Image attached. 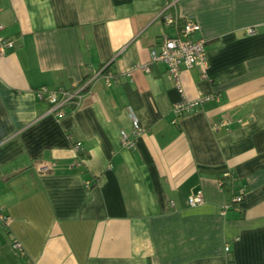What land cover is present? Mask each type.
I'll return each mask as SVG.
<instances>
[{"label":"crops","instance_id":"0c3cea01","mask_svg":"<svg viewBox=\"0 0 264 264\" xmlns=\"http://www.w3.org/2000/svg\"><path fill=\"white\" fill-rule=\"evenodd\" d=\"M171 2L200 25L206 77L141 68L177 31ZM0 22V264H264V0H0ZM101 68L62 116L37 97Z\"/></svg>","mask_w":264,"mask_h":264},{"label":"built area","instance_id":"2783aa9c","mask_svg":"<svg viewBox=\"0 0 264 264\" xmlns=\"http://www.w3.org/2000/svg\"><path fill=\"white\" fill-rule=\"evenodd\" d=\"M173 2L167 4L158 14L162 23L165 26L176 27L175 34H170L165 30H162L159 37L158 48L153 49L149 63L141 65L143 70H150V63L161 62L166 66V70L170 76L175 78L178 82V76L182 67H190L198 65L202 68V76L206 77V40L203 37H195L194 34L200 30L199 23L192 17H181L177 12L170 10ZM3 24L0 22V30L3 28ZM249 33H254V27H249ZM15 46V42L12 38L0 35V56H4L9 50ZM102 68L95 70L88 78L83 80L79 85L72 88H57L52 89L46 85L39 87L36 90L37 97L39 99H46L50 103V110L55 111L57 116H62L66 113L65 106L76 107L80 104L83 95L88 92L94 83V81L101 75ZM111 75H106L109 80ZM212 97L207 95L195 100H184L176 103L174 106L175 113L179 116L183 113L192 111L196 106L204 100ZM131 117L133 119V136H130L125 130H121V142L129 148H133L136 145V136L141 133L142 128L139 124L138 118L131 111ZM77 151H79L78 144L75 145ZM39 171H48L51 168L50 164L42 163L38 165ZM226 175H234L226 171ZM221 182L222 179H220ZM245 189L240 188L233 195V202L240 203L243 200ZM205 196L201 189H197L192 192L187 199V203L190 206H196L204 203ZM173 204V201H172ZM229 205L223 206V212ZM0 221L4 224H8L10 217L4 213H0ZM13 246L18 249H23L19 241H15ZM229 249V245L226 246Z\"/></svg>","mask_w":264,"mask_h":264},{"label":"trees","instance_id":"16d2710c","mask_svg":"<svg viewBox=\"0 0 264 264\" xmlns=\"http://www.w3.org/2000/svg\"><path fill=\"white\" fill-rule=\"evenodd\" d=\"M227 171V170H226ZM226 171H224V172H226ZM229 171V170H228ZM223 172V173H224ZM229 172H231L232 173V171H229ZM233 174V173H232ZM221 179H222V181H223V183H227L228 181H229V179H233L232 177H231V175H222L221 176ZM229 264H234V261L231 259V260H229Z\"/></svg>","mask_w":264,"mask_h":264}]
</instances>
